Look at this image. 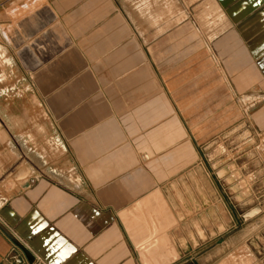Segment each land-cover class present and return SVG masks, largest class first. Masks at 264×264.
I'll return each instance as SVG.
<instances>
[{
    "label": "crops",
    "instance_id": "0c3cea01",
    "mask_svg": "<svg viewBox=\"0 0 264 264\" xmlns=\"http://www.w3.org/2000/svg\"><path fill=\"white\" fill-rule=\"evenodd\" d=\"M134 8L21 0L1 22L74 182L35 177L3 200L0 264H231L215 261L224 233H184L183 207L215 200L199 146L216 111L264 132V0H195L148 24Z\"/></svg>",
    "mask_w": 264,
    "mask_h": 264
},
{
    "label": "rangeland",
    "instance_id": "374dc122",
    "mask_svg": "<svg viewBox=\"0 0 264 264\" xmlns=\"http://www.w3.org/2000/svg\"><path fill=\"white\" fill-rule=\"evenodd\" d=\"M20 1L0 5V24ZM194 1L131 0L135 12L129 15L136 23L166 21L180 6L185 9ZM233 105L238 108L234 96ZM221 112L216 111L214 126L209 122L202 128L207 141L199 146L215 182V200L210 206H184L183 231L197 226L215 236L224 233L214 247L215 261L249 264L261 254L256 245L264 243V132H255L242 109L231 111L230 124H218ZM71 168L54 122L0 37V204L35 177L72 184Z\"/></svg>",
    "mask_w": 264,
    "mask_h": 264
}]
</instances>
